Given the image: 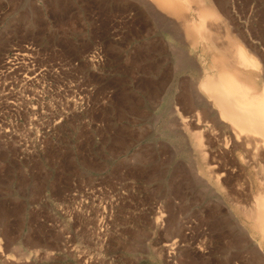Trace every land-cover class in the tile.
Listing matches in <instances>:
<instances>
[{
	"label": "rangeland",
	"instance_id": "rangeland-1",
	"mask_svg": "<svg viewBox=\"0 0 264 264\" xmlns=\"http://www.w3.org/2000/svg\"><path fill=\"white\" fill-rule=\"evenodd\" d=\"M133 1L0 0V264H257L259 178L191 104L210 57ZM212 1L264 77V0Z\"/></svg>",
	"mask_w": 264,
	"mask_h": 264
},
{
	"label": "bare ground",
	"instance_id": "bare-ground-1",
	"mask_svg": "<svg viewBox=\"0 0 264 264\" xmlns=\"http://www.w3.org/2000/svg\"><path fill=\"white\" fill-rule=\"evenodd\" d=\"M136 1L146 6L143 10L148 8L149 11L155 15V19L165 26L167 34L168 32L171 34L170 38L175 40L183 49V54L181 52L178 53L179 57L177 56V58L181 59L182 56L188 57L194 51H196V53L199 52L203 56H208V58L210 57V63L208 62L209 66L203 68L202 75L205 78V83L199 86V88L195 86L197 84L192 83V85L190 83L192 86L189 84L191 86L189 94L192 100V103H190L192 104V108H195L198 111V118L199 116L203 117L202 114H210L214 116L213 119L216 123L221 125L224 123L229 124V135H231L233 146L243 152V156L242 154L240 155L243 157L242 160L244 161V165L253 169L259 178L258 181L260 185L258 188L260 190L256 187L258 191L255 189V192L257 193H252L255 194V197H253L254 199H251L250 202L252 204H249L250 207L248 206L249 208L247 209L243 207V213L240 215H244V220L248 219V221H253V228L259 235L258 242L254 241L256 245L255 247H257L259 251V255L256 256L258 257V261L256 262L257 264H264V80L261 79H264V77H261L259 74L254 72V68L257 63L251 59L250 55L247 53L249 51L246 52L238 42V39L231 38L228 31L224 29L227 31L226 33L222 29L225 27V24L221 27V24L217 23L218 21L221 22L224 19H221L220 16V20L218 19V8L216 9V6L214 7V5L210 3H213L212 0H210V2L209 0H135V2ZM217 2L219 6L223 3L222 0H217ZM223 5L225 6V4ZM217 29H222L225 34H222L223 36L219 35L221 33H219V31L221 30L218 31ZM215 31L219 34L215 33ZM223 31L222 33H224ZM178 51L179 50L176 52ZM176 52H174L173 49L172 53H174V55ZM182 58L185 59V57ZM185 60L189 66L196 68L195 65L197 64H195L192 59L189 60V58H186ZM203 61H205L204 58ZM206 70H211L212 73L206 72ZM199 71L202 70L200 69ZM199 71L197 70L196 72ZM211 74H213V76ZM201 87H203L205 92H200L202 89ZM211 100L213 101L212 103H214L213 105H215V107L219 110L218 115H216L217 113L215 107L210 104ZM210 115L207 116L210 117ZM208 119H212V117ZM221 127L223 128V126ZM227 130L224 131L226 132ZM218 131H220V129H218ZM227 137L230 136H226L224 140ZM227 140L229 141V139ZM199 150L201 149L199 148ZM202 153L204 154L205 152L202 151ZM212 167H214V170L212 169V171H215V166ZM199 173L201 172L199 171ZM210 177L213 178V176ZM216 178L218 177L216 176ZM254 179H256V177ZM246 231L248 230L246 229ZM249 236H247V238ZM251 241L253 242V240Z\"/></svg>",
	"mask_w": 264,
	"mask_h": 264
}]
</instances>
